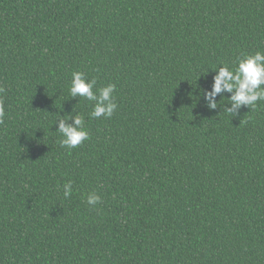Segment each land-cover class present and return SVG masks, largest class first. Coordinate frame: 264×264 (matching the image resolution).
<instances>
[{
  "label": "trees",
  "instance_id": "1",
  "mask_svg": "<svg viewBox=\"0 0 264 264\" xmlns=\"http://www.w3.org/2000/svg\"><path fill=\"white\" fill-rule=\"evenodd\" d=\"M257 51L264 0H0V264H264V101L202 98ZM76 71L116 85L111 118Z\"/></svg>",
  "mask_w": 264,
  "mask_h": 264
},
{
  "label": "clouds",
  "instance_id": "2",
  "mask_svg": "<svg viewBox=\"0 0 264 264\" xmlns=\"http://www.w3.org/2000/svg\"><path fill=\"white\" fill-rule=\"evenodd\" d=\"M217 69L212 87L202 90V98L208 109H216L222 104H231V107H225L223 111L234 117L239 115L241 108L250 107L252 109L257 106L258 101H264V52L257 51L254 54L238 57V64L234 68L223 65ZM207 73L208 70L204 74ZM96 85V79L89 80L83 72L76 71L72 73L69 92L71 97L84 98L93 102L90 118H111L118 107L113 96L116 85L109 83L94 91ZM221 93H231V95L223 96L218 101L216 97ZM224 97L228 98V103H221ZM4 115L3 104L0 102V120ZM58 118L60 122L57 132L61 134L62 139L59 143L62 147L71 150L89 138L82 115H76L73 123L66 122L71 119L70 115ZM72 192V182L69 181L63 185V195L68 198ZM100 201V195L92 192L88 194L86 203L95 206Z\"/></svg>",
  "mask_w": 264,
  "mask_h": 264
}]
</instances>
